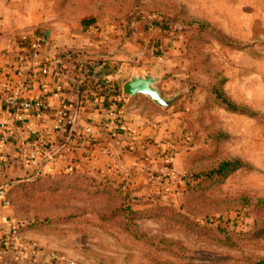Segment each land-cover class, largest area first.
<instances>
[{"label":"rangeland","instance_id":"374dc122","mask_svg":"<svg viewBox=\"0 0 264 264\" xmlns=\"http://www.w3.org/2000/svg\"><path fill=\"white\" fill-rule=\"evenodd\" d=\"M3 3L14 17L68 26L84 41L80 55L111 57L125 78L153 75L171 100L142 104L148 129L128 140L123 177L84 166L11 177L3 189L14 230L66 264H264V112L236 95V55L262 37L253 17L264 0H0V11ZM110 87L122 95L120 78ZM223 161L238 167L211 174Z\"/></svg>","mask_w":264,"mask_h":264},{"label":"crops","instance_id":"0c3cea01","mask_svg":"<svg viewBox=\"0 0 264 264\" xmlns=\"http://www.w3.org/2000/svg\"><path fill=\"white\" fill-rule=\"evenodd\" d=\"M4 5L0 11V32L6 33L0 37V187L11 177H33L57 168L69 171L84 166L95 169L97 175L125 176L120 158L129 153L128 140L141 138L148 129L142 104H152L142 95L96 100L86 91L103 83L117 86L119 78L122 87L136 73L125 78L111 57L80 55L84 41L70 36L68 26L58 22L42 25L38 15L35 19L18 11L14 17L6 13ZM254 14L253 19L262 22L263 34L253 39L252 45L238 50L236 59L242 74L236 81V95L240 102L257 104L256 109L264 112V14ZM14 30L15 39L8 35ZM33 42L37 43L36 55L30 52ZM82 62L85 71L79 68ZM58 86L62 87L60 91ZM7 97H44L46 105L37 112L25 111L23 120L18 121L6 103ZM117 101L121 102L120 113L112 116ZM60 110L75 116L72 130L52 129ZM153 113L163 120L164 112ZM102 121H108L104 128L100 126ZM28 151H34L35 157L26 158ZM8 209L0 198V264H66L40 246L31 232L18 233L22 249L17 251L7 240L8 233L16 227Z\"/></svg>","mask_w":264,"mask_h":264},{"label":"built area","instance_id":"2783aa9c","mask_svg":"<svg viewBox=\"0 0 264 264\" xmlns=\"http://www.w3.org/2000/svg\"><path fill=\"white\" fill-rule=\"evenodd\" d=\"M25 45V44H24ZM37 43L33 42L31 43V49L30 52L33 55H36L37 53ZM79 68L82 71H85L87 68L85 67L84 63L79 64ZM57 89L60 91L62 89L61 86H58ZM96 91V85L91 88L89 91H86L87 94L90 96H94ZM120 96V95H119ZM123 96V94L121 95ZM6 103L12 108L15 119L18 121L23 120L25 111H33L37 112L40 109H42L46 105V99L44 97H35L32 99H24V98H18V97H7ZM112 116H117V113L113 110L111 112ZM108 125V121H102L100 122L101 127H106ZM76 126V118L73 114H64L62 110L58 112V116L56 117L52 129L54 131H58L62 128H67L68 130H72ZM25 157L28 159H32L35 157L34 151H28L25 153ZM0 198L3 200V204L5 206H10L9 202L6 197L5 189L3 187H0ZM7 240H11L10 242H13V245H15V249L17 251H21L22 249V241L19 238V234L17 231L12 229L8 233ZM9 242V243H10Z\"/></svg>","mask_w":264,"mask_h":264},{"label":"water","instance_id":"95a60500","mask_svg":"<svg viewBox=\"0 0 264 264\" xmlns=\"http://www.w3.org/2000/svg\"><path fill=\"white\" fill-rule=\"evenodd\" d=\"M158 79L147 73H136L122 85V94L128 97L143 95L155 105L166 107L171 100L165 99L155 86Z\"/></svg>","mask_w":264,"mask_h":264},{"label":"trees","instance_id":"16d2710c","mask_svg":"<svg viewBox=\"0 0 264 264\" xmlns=\"http://www.w3.org/2000/svg\"><path fill=\"white\" fill-rule=\"evenodd\" d=\"M4 36H6V33L0 32V37L2 38ZM77 93H80V89H78V92ZM94 93H95V95L92 98L93 99H96V100L98 98H100V97H112V96H119V95H121V91L112 90L111 87L109 86V84H107V83H103L101 85H98L97 84L96 85V91H94ZM218 96L221 98L222 104L225 105L227 108H232L234 110H237V108L233 104H231L227 99H225L221 95H218ZM115 109H117V108H114L113 110H115ZM236 167H238V162L237 161H233V162L223 161L215 169H213V171H212L211 174L217 175V176H224V175H226V173H228L229 171L235 169ZM69 171H71V170H69ZM75 172H78V171H75ZM43 174L44 173L39 172L37 175L38 176H41ZM74 174H77V176L82 177L79 173H74ZM99 179L100 180L98 181L97 189H98V191H102L101 190L102 189V186L99 187V183L102 180V178H99ZM9 190L10 189L8 188V190L6 191V195H7L6 197H7V200L9 202V205H11V198L9 196ZM17 230H18L19 233H23L24 232V230L22 229L21 226Z\"/></svg>","mask_w":264,"mask_h":264}]
</instances>
